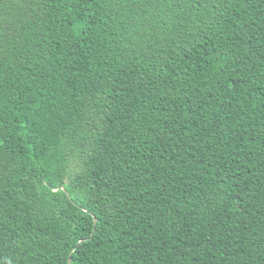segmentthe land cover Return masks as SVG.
<instances>
[{"label": "trees", "instance_id": "trees-1", "mask_svg": "<svg viewBox=\"0 0 264 264\" xmlns=\"http://www.w3.org/2000/svg\"><path fill=\"white\" fill-rule=\"evenodd\" d=\"M70 257L264 264V0H0V264Z\"/></svg>", "mask_w": 264, "mask_h": 264}, {"label": "water", "instance_id": "water-1", "mask_svg": "<svg viewBox=\"0 0 264 264\" xmlns=\"http://www.w3.org/2000/svg\"><path fill=\"white\" fill-rule=\"evenodd\" d=\"M97 220L95 219V222H96ZM80 242H82V240L80 241ZM73 250H74V248L72 249V251H71V253L73 252ZM72 263V258L70 257L69 258V264H71Z\"/></svg>", "mask_w": 264, "mask_h": 264}]
</instances>
